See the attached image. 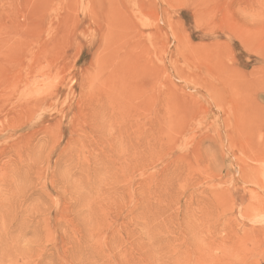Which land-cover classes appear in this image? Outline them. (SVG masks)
I'll use <instances>...</instances> for the list:
<instances>
[{
	"label": "rangeland",
	"instance_id": "374dc122",
	"mask_svg": "<svg viewBox=\"0 0 264 264\" xmlns=\"http://www.w3.org/2000/svg\"><path fill=\"white\" fill-rule=\"evenodd\" d=\"M0 264H264V0H0Z\"/></svg>",
	"mask_w": 264,
	"mask_h": 264
}]
</instances>
